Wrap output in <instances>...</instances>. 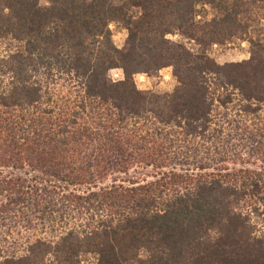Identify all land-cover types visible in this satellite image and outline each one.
Returning <instances> with one entry per match:
<instances>
[{
	"label": "trees",
	"instance_id": "trees-1",
	"mask_svg": "<svg viewBox=\"0 0 264 264\" xmlns=\"http://www.w3.org/2000/svg\"><path fill=\"white\" fill-rule=\"evenodd\" d=\"M209 1L129 0L115 6L111 0H0V42L11 39L22 46L0 60V168L14 171L28 163L42 177L0 175L1 223L16 210L63 219L70 212L74 219L87 213L93 222L107 205L125 209L117 218L100 216L89 231H68L57 242L37 239L23 256H4L0 264H264L263 174L213 172L194 180L191 190L166 198L153 186L189 183L172 174L169 183L158 180L120 194L70 190L92 181L85 167L95 168L103 159L94 154L93 163L86 160L77 169L79 154L67 149L73 147L69 142L87 138L94 153L107 149L103 157L112 163L130 145L117 136L132 120L150 121L160 132L177 129L187 140L207 132L222 139L225 122L241 149L264 155V33L252 30L257 29L251 26L252 4L222 25L236 28L238 39L248 43L246 61L219 66L205 49L193 52L165 40L177 31L202 47L196 8ZM112 24L128 32L121 50L112 42ZM169 67L178 82L172 94L138 91L136 75ZM112 70H121L123 80L112 83ZM58 77H72L81 95L62 96L54 85L42 83ZM235 103L237 127L224 116ZM88 104L95 115L102 113L113 128L117 125L97 143L95 133L71 137V125ZM226 138L227 145L235 142L234 136ZM179 162L190 165L185 158Z\"/></svg>",
	"mask_w": 264,
	"mask_h": 264
},
{
	"label": "rangeland",
	"instance_id": "rangeland-1",
	"mask_svg": "<svg viewBox=\"0 0 264 264\" xmlns=\"http://www.w3.org/2000/svg\"><path fill=\"white\" fill-rule=\"evenodd\" d=\"M111 1L115 6H120L129 0ZM174 1L175 0H158V2L162 3ZM248 2L252 4L249 6L252 15L250 20L251 26L257 27V29L253 28L252 30H254V32L255 30H263L261 33H264V0H210L207 4L196 8V21L199 23L200 28L199 36L201 40L205 38V43L202 47L182 38L180 32L177 31L165 35V40L173 44L184 45L193 52L205 49L208 55L219 66L238 64L246 61L250 57L248 43L238 39V30L236 28L226 27V24L224 26L222 25L228 23L230 18L236 15L238 17V11L246 7L245 4ZM41 4L42 6H47L46 2H42ZM131 12L133 16L139 15L138 10L133 9ZM110 30L112 32V42L114 46L121 50L128 38L127 30L121 24H112ZM214 40H217V45L211 43ZM21 47L19 43L11 39L1 41L0 60H5L7 57L19 52ZM71 78L72 77L47 78L48 81L42 80V83L54 85L55 90L62 96L63 93L81 95L79 86L75 84L77 82ZM108 79L112 83L120 82L123 80V73L121 70H112L108 72ZM134 82L138 91L160 96L172 94L174 89L178 86L177 79L173 76V69L171 67L164 68L153 75L144 73L138 74L134 77ZM72 98V101H74L73 96ZM60 101L61 100H59V103ZM237 107L238 104L235 103L233 106L231 105L228 107L229 113H224V116H229L230 121L232 120L229 124L236 127L238 125V114L235 113ZM78 111H80V109ZM2 114H5V111H2ZM81 114L77 123L71 125V137H75L76 135L79 137L81 133L90 135L95 133L94 137L97 140L95 143H97L98 138H101L100 135L104 136V134H111V132H106L109 131L108 129H112L116 132L115 129L117 125L113 128L111 119L102 115V113L97 112V115H95V111L92 110L89 104L86 110L81 112ZM154 125L155 124L150 121L147 122L140 119L137 121H129L126 126L120 127L118 130L120 134L118 135L117 133V138H120L121 142L127 141L130 145L120 154H115L112 163L109 161L105 162L107 159L103 157L107 149H98L94 153V149L89 148V146L92 145V141L87 138H82L83 140L80 141L75 139V142H69L73 147H68L67 149L71 150L72 153L77 152L79 154L75 157L77 161L75 166L77 169H80L82 166L80 163L84 164L86 160H88L86 164L89 162L93 163L94 154L100 155L103 159L102 161H98L97 167L95 168L85 167L87 170H84V172L92 175V181L84 180L82 181V187H73L70 188V190L77 192V194L83 193L84 195L86 191H116L120 194L125 192L127 188H135L137 185H151L158 182V180H165V183H169L172 174L182 176V180L185 183H189L187 186H171L169 183L164 188L153 186L154 190L163 192L162 198H166L175 196L177 193H184L191 190L194 180L199 176L210 175L213 172L221 175H232L236 171L242 170L243 173L250 171L252 174H263L264 176V160L262 159L264 155H253L251 150L241 149L238 145V137L230 130L231 127H226L227 124L225 122L222 127L224 131L221 133L219 132V136L224 137L222 139L215 138L214 136L210 138L207 132L204 136H199L200 138L197 136V138L187 140L181 137L182 134L178 133L179 131H177V129L166 127L160 132L159 129H155ZM87 128H90L91 131L87 132ZM227 135L234 136L233 139L235 142L227 145ZM100 140H102V138ZM104 143L110 144L109 141H105ZM181 158L188 160L190 165H184V163L180 162L176 163V161L178 159L181 160ZM202 160L205 170L200 169V167L196 165L201 163L199 161ZM67 162L73 164L71 158H68ZM224 167L226 168L224 169ZM23 168L12 171L11 169L3 167L0 168V175L7 177H25V175H27L31 178H42L32 169L30 164L27 163ZM79 175L85 176L81 174L80 171ZM32 182H34V180ZM132 184H134V186H132ZM61 193L64 194V192ZM52 198L58 201V193ZM160 202L161 201L157 203ZM123 210L125 209L107 205V207L103 209V212L99 213L97 220L100 219V216H103V219L109 216L117 218ZM13 214L14 215L8 217L6 224L0 221V263L3 261L4 256H23L26 253L28 244L37 239L54 243L68 231H89L92 229L93 223L97 221L93 219L92 222V216L87 213L75 219L71 212L65 214L64 219L63 216L59 218V215L50 212H45L43 218L40 214L35 217L30 210L29 212L25 210H16ZM14 216L15 219L12 221ZM18 217L19 219L17 220ZM89 224H91V226H89ZM9 231H11L10 234Z\"/></svg>",
	"mask_w": 264,
	"mask_h": 264
}]
</instances>
